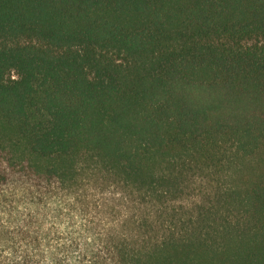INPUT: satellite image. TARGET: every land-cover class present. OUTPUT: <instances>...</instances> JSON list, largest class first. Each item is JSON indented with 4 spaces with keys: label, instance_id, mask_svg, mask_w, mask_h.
<instances>
[{
    "label": "trees",
    "instance_id": "trees-1",
    "mask_svg": "<svg viewBox=\"0 0 264 264\" xmlns=\"http://www.w3.org/2000/svg\"><path fill=\"white\" fill-rule=\"evenodd\" d=\"M196 168L232 182L168 213ZM95 173L161 213L120 236L32 210L0 264H264V0H0V210Z\"/></svg>",
    "mask_w": 264,
    "mask_h": 264
},
{
    "label": "rangeland",
    "instance_id": "rangeland-1",
    "mask_svg": "<svg viewBox=\"0 0 264 264\" xmlns=\"http://www.w3.org/2000/svg\"><path fill=\"white\" fill-rule=\"evenodd\" d=\"M186 177L185 196L172 203L173 208H170L168 213L189 216L196 215L205 207H213L218 195L232 182L228 174L213 169L196 168L190 170ZM81 183L82 186L76 189V193L62 194L54 199L46 198L44 203H23L11 210H5L4 207L0 210V223L5 226L20 225L22 214L38 209L41 213L39 219L49 226L54 224L64 229H84V226L80 227L83 220V223L88 222L89 226H94V230L95 227H105L111 230L108 233L119 232L121 236L136 234L143 217L155 219L156 215L158 217L161 213L158 207L142 203L140 195L130 190L131 188L105 174L88 175ZM81 200L83 207L74 205ZM82 208L86 212L84 216L90 221L85 222L83 219ZM46 212L48 215H45ZM91 238L97 239L94 231ZM3 239L4 236H0V241ZM2 248H6L7 254H11L10 248L0 242V249Z\"/></svg>",
    "mask_w": 264,
    "mask_h": 264
}]
</instances>
